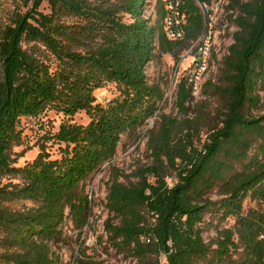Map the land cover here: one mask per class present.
Returning a JSON list of instances; mask_svg holds the SVG:
<instances>
[{
    "label": "trees",
    "instance_id": "obj_1",
    "mask_svg": "<svg viewBox=\"0 0 264 264\" xmlns=\"http://www.w3.org/2000/svg\"><path fill=\"white\" fill-rule=\"evenodd\" d=\"M24 3L23 12L0 19V264H98L87 253L85 183L104 164L108 217L95 243L103 251L134 264H160V256L163 264H264V112L250 111L264 82V0L230 2L238 29L222 60L226 86L203 83L202 91L208 85L225 96L213 117L204 104L189 113L184 75L178 113H164L161 83L146 74L153 58L168 53L177 62L193 46L202 27L194 0H181L183 37L175 41L162 29V0L154 19L149 0ZM107 84L114 95L97 101L94 91ZM46 109L83 110L88 121L46 134L59 156L41 144L16 165L19 118ZM123 133L145 139L147 152L128 173L112 162ZM213 189L220 198H210ZM21 200L30 204L13 206ZM208 226L214 236L206 240Z\"/></svg>",
    "mask_w": 264,
    "mask_h": 264
},
{
    "label": "rangeland",
    "instance_id": "obj_2",
    "mask_svg": "<svg viewBox=\"0 0 264 264\" xmlns=\"http://www.w3.org/2000/svg\"><path fill=\"white\" fill-rule=\"evenodd\" d=\"M232 0H222L223 5H226L229 9H220L215 28V37L213 40V48L210 55L209 65L203 83L205 80H210L214 85L224 87L226 86L223 77V63L222 60L228 53V46L233 42L232 33L238 29V27L229 21L230 18H234L238 14V9L231 7L230 2ZM238 3L244 0H237ZM25 0H0V19L7 21L15 11L23 12L28 5ZM150 5L147 9V15L155 18V9L152 8L156 0H149ZM163 2V0H162ZM40 9L48 11L46 2L44 1ZM232 12L234 13H231ZM193 51L189 49L180 53V58L176 62L174 58L168 54L163 53L159 57L153 58L146 65L147 77L151 79H157L160 81L164 91V100L161 104V110L167 114H177L178 109L174 104L176 84L180 78L184 75L188 66L192 61ZM264 81V79H262ZM205 81V82H204ZM200 95L196 98L188 100L189 113L192 114L199 105L204 104L206 110L211 114H214L217 110L221 109L225 96L216 93L211 89L212 87L206 86L205 92L204 84ZM213 86V85H212ZM115 89L113 84H107L102 88L96 89L94 95L97 101L107 100L114 95ZM259 98L257 103L250 107V111L253 115H259L264 112V82L257 89ZM88 121V117L83 110L75 112L73 115H65L62 112L54 109H46L35 116H21L18 122V129L20 130V139L18 143L12 146V156L16 159V165H23L26 162L31 161L39 152L41 144H43L45 151H49L50 157L54 158L59 156L57 150V143H52L50 140H44L46 134H52L57 131L58 126L62 122H71L78 124H85ZM211 121H214L212 118ZM152 120H148L146 127H150ZM207 129L204 128L203 132ZM204 134L201 135V138ZM145 139L141 142H134L127 134L123 133L118 143L115 156L112 162L118 166L124 172L128 173L131 168L134 167L137 161H145L147 152L144 146ZM252 151V149H251ZM107 164L102 165L101 169L95 172L90 179L85 183V190L89 194L92 202L90 225L91 228L87 232L86 236L93 240V243L87 246V253L95 259L98 264H134V260L130 256H125L120 253H116L112 248H107V251H103L101 245L95 244L97 236L103 233V221L108 217V212L104 208V197L106 193V186L108 180ZM15 181V179H14ZM168 182L171 184L170 178ZM217 189H213L209 192L211 199L216 200L221 197L217 193ZM249 201L243 202L244 206L248 205ZM23 204L29 205V201H19L13 204V206H21ZM233 222V219L229 220ZM205 239L214 236V230L212 226H208L203 232ZM62 258L65 262L71 259L70 251L66 247L61 248ZM164 263L163 256H160V264Z\"/></svg>",
    "mask_w": 264,
    "mask_h": 264
},
{
    "label": "built area",
    "instance_id": "obj_3",
    "mask_svg": "<svg viewBox=\"0 0 264 264\" xmlns=\"http://www.w3.org/2000/svg\"><path fill=\"white\" fill-rule=\"evenodd\" d=\"M221 1L194 0L202 18V27L196 41L189 49V51H193L192 61L184 73L186 85L192 98L200 95L203 79L208 69L218 13L220 9H229ZM231 13H233L232 10ZM183 24L181 0H163L161 25L165 37L172 41L180 40L183 37ZM92 243L90 237L86 238L87 245Z\"/></svg>",
    "mask_w": 264,
    "mask_h": 264
}]
</instances>
